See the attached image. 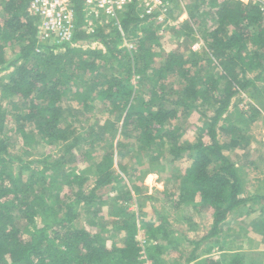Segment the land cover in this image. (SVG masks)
<instances>
[{
    "label": "trees",
    "instance_id": "trees-1",
    "mask_svg": "<svg viewBox=\"0 0 264 264\" xmlns=\"http://www.w3.org/2000/svg\"><path fill=\"white\" fill-rule=\"evenodd\" d=\"M2 2L0 74L12 68L14 72L1 79V96L19 98L22 106L26 107V114L17 118L23 125H18L16 120L15 129H11L0 105V264H145L133 210L124 208L113 216L116 218L113 222L115 230L124 234L122 245L109 246L100 235L76 227L81 208L89 210L96 207L102 200L98 192L123 180L116 175L113 156L109 155L103 157L95 168V182L91 188H87L89 177L76 172L62 173L67 165L74 162L71 153L79 140L77 137L70 141L69 133L75 134L68 129L70 116L75 117V121L88 112L105 114L120 108L126 113L123 137L129 141L136 140L142 151H151L155 145L168 147L175 161L181 159L185 152H191L192 161L184 172L178 205L199 207L213 216L212 227L205 240L219 239L232 214L245 211L251 203L264 202V195H244L239 165L226 155L229 143L222 142V138L245 141L240 119L242 121L250 115V121L254 123L261 115L260 110L252 105L250 112H236L239 117L237 124L220 126L222 121L229 120L238 96L249 94L255 102L257 96L264 99V8L259 3L211 0L208 12L199 16L206 2L201 0L189 12L188 22H185L189 32L179 29L193 40L202 17L201 32L206 45L202 56L190 52L188 62L192 68H199L195 75L191 76V68L177 72L176 76L184 88L174 105L190 111L201 104L213 111L211 117L205 114L206 140L200 139L194 145L183 147L180 143L184 134L180 129L166 128L169 121L176 119V110L155 111L149 107L150 101L144 100L139 105L127 101L133 92V75L142 82L146 79L157 86L175 71L176 66L187 67L186 61H179L180 56L168 54L164 64L155 71L156 60L164 55L157 50L163 49L157 33L160 27L156 26L159 14L141 18L140 9L135 5L122 18V30L111 23L91 33L79 21L75 41L84 45L97 43L95 48L85 50L69 44L51 46L41 43L33 0ZM81 5L82 0H76L79 16ZM210 18L215 28L208 30L205 24L212 22ZM105 28L111 31H105ZM126 42L129 48L124 46ZM14 46L19 47V52L13 51ZM57 49L65 51L57 53ZM105 57L108 60L102 65ZM107 62L111 63L110 67L123 68L126 76L108 77L100 86L97 79L96 87L81 98L85 79L91 81L90 77ZM205 66L213 73L202 74L199 70ZM68 101H76L78 107L72 108ZM27 123L39 129L50 144L63 145L65 154L29 160L30 153L22 156L13 153L8 133L16 130L25 141L31 140L32 137L25 132ZM100 124L107 127L110 122ZM117 130V127L112 130L115 135ZM95 131L85 133L88 136L86 140L93 142L89 144L91 149L99 140V129ZM26 172L28 175H24ZM58 175L64 177L59 179ZM66 187L71 189L72 197L61 195ZM46 191L49 194L45 195ZM113 192H116L115 188ZM123 197H126V203L132 199L130 194ZM197 198L199 202H196ZM38 219H41L40 225ZM142 228L148 239L147 254L153 264L164 263L165 250H178L179 244L170 237L172 231L168 227L163 229L143 221ZM160 233L168 239L166 247L160 244ZM197 259L192 253L186 262L193 264ZM247 260V255L237 253L227 262L207 259L201 264H246Z\"/></svg>",
    "mask_w": 264,
    "mask_h": 264
},
{
    "label": "rangeland",
    "instance_id": "rangeland-1",
    "mask_svg": "<svg viewBox=\"0 0 264 264\" xmlns=\"http://www.w3.org/2000/svg\"><path fill=\"white\" fill-rule=\"evenodd\" d=\"M204 1L206 2L199 11V16L208 12V3L211 0ZM240 1L245 4L259 3L264 8V0ZM200 3L201 0H171L168 3L167 15L163 14L156 21V26L160 27L157 32L158 37L163 46V49L157 50L163 52L164 55L162 59L158 58L156 60L155 71L164 64L168 54L180 56L179 61L182 63L186 61L187 67L186 65L176 66L175 71L170 72L168 78L163 82H159L157 86L146 79L142 82L138 76L133 75L131 78L133 92L131 97L127 99L130 103L136 102V105L143 103L144 100L146 102L150 101L148 103L149 107L155 111L170 112L176 110L178 112L176 119L169 121L166 128L170 130L180 129L184 134L180 143L183 147L194 145L200 139L206 140L205 114L207 117L213 116L212 109L204 108L201 104L190 111H185L183 108L174 105V102L180 98L184 88V84H181L180 78L176 76L177 72L179 70L184 72L187 68H191V76L195 75L199 68H192L191 63L188 62L191 58L190 52H197L202 56L205 51L206 43L201 32L203 30V27H201L202 17L199 18L200 25L197 27L198 32L193 40L184 35V31L179 30L183 29L186 33L189 32L186 29L187 24L185 22H188L189 12ZM2 5L3 2L0 0L1 14H3ZM183 12L187 14H183ZM210 21L212 22L205 24L208 30L215 28L211 18ZM105 31H111V29L105 28ZM124 46L129 48L127 42ZM13 51L19 52V47L14 46ZM56 51L57 53H63L65 50L57 49ZM107 60V57H105L102 65ZM102 65L95 72L96 74L90 77L92 78L91 81L85 79L86 83L82 88L81 98L96 87L97 79L100 81L98 85L100 86L108 77L126 76L125 70L119 66L118 68L110 67V62H107L106 66ZM199 71L202 74L211 72V70L208 71L206 66ZM13 72L14 68L0 74V105L3 107V112L6 114L7 123L11 129H15L18 116L26 114V107L22 106L19 98L15 100L1 96V79H5ZM149 75L152 76V72ZM257 97L258 100L255 102L249 94L238 96L234 100L232 113L228 116L229 120L220 123V126L237 124L239 117L236 112H250L252 105H256L260 110L261 115L254 123L250 121V115L245 119L242 118V121L240 119L242 135L246 137L245 141L237 140V138L233 139L236 141H229L222 138V142H228V145H230L229 149L225 151L226 155L233 163L239 165L245 196L264 195V99L260 96ZM68 102L72 108L78 107L76 101ZM125 114L122 109L118 108L105 114L99 112L95 115L88 112L85 116H78L75 121V117H69L68 129L75 133L74 135L71 134L72 132L69 133L70 141H74L77 137L79 140L74 152L71 153L74 162L67 165L62 173L65 175L64 172H76L89 177L90 181L87 188H91L95 182L93 174L95 168L101 163L103 157L109 155L113 156V169L116 175H119L123 180L120 183L113 184V186L101 189L98 193L102 200L96 207L92 206L89 210L81 208V217L76 222V227L85 229L93 235H100L107 241L109 246L122 245L124 234L115 230L113 222L116 218L113 216L118 215L121 209L129 208L136 215L139 226L137 237L143 251H146L145 264L153 263L147 254L148 239L142 228L143 221L162 226L163 229L168 227L169 231H172V234L169 233L170 237L179 244V251L174 249L164 251L163 264H188L186 260L191 257L192 253H195L198 257L193 264H201L207 259L227 262L234 256V252L247 255L249 260L246 261V264H264V202L251 203L245 211L242 210L232 214L231 219L226 223L224 233L221 234L219 239L205 240L204 237L211 230L213 216L206 210L198 209L199 207L181 203L178 205L179 189L183 178L185 179L184 172L191 165L192 153L185 152L181 159L175 161L168 147L162 148L155 145L152 146L151 151H142L136 140L129 141L122 135ZM98 120L101 121L100 123L109 121L110 124L105 127ZM18 125H23V122L19 121ZM64 126L67 125L64 124ZM116 127L118 130L115 135L112 130ZM86 131L98 132L99 140L92 149L89 144L93 142L91 139L86 140L88 138L87 134L85 135ZM25 132L32 137L31 140L25 141L16 130L8 133L7 137L10 139L13 153L20 156L30 153L31 156L27 158L29 160L48 155L60 156L65 154L66 148L63 145L47 142L43 133L36 129L34 125L27 123ZM122 146H126V148ZM19 169H16V173H19ZM24 175H28V172ZM64 175L59 176V179H62ZM113 188L116 192H113ZM44 194L49 193L46 191ZM124 194H130L131 201L126 203V197H123ZM61 195L72 197L71 189L64 188ZM117 197L122 198L118 199ZM199 200L197 198L196 202H199ZM38 223L41 224V219H38ZM164 235V233H160L158 236L160 244L166 247L168 239ZM217 240L220 243H217Z\"/></svg>",
    "mask_w": 264,
    "mask_h": 264
},
{
    "label": "built area",
    "instance_id": "built-area-1",
    "mask_svg": "<svg viewBox=\"0 0 264 264\" xmlns=\"http://www.w3.org/2000/svg\"><path fill=\"white\" fill-rule=\"evenodd\" d=\"M33 11L39 22V41L54 45H71L76 48H95L97 43L84 45L75 41L79 23L88 32L109 24L122 30V18L132 7L138 6L141 18L159 14L158 19L167 15L171 0H82L80 16L77 13L76 0H33ZM80 21V22H79ZM146 260V251L142 252Z\"/></svg>",
    "mask_w": 264,
    "mask_h": 264
},
{
    "label": "crops",
    "instance_id": "crops-1",
    "mask_svg": "<svg viewBox=\"0 0 264 264\" xmlns=\"http://www.w3.org/2000/svg\"><path fill=\"white\" fill-rule=\"evenodd\" d=\"M231 219V216L229 217V219L228 220H230ZM220 238V237H219ZM220 243V242H219ZM235 251V250H234ZM237 253H239V252H234V255L235 254H237ZM211 258V257H210Z\"/></svg>",
    "mask_w": 264,
    "mask_h": 264
}]
</instances>
